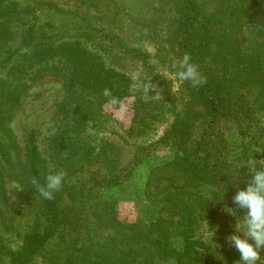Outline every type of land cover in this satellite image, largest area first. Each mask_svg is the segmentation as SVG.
<instances>
[{
    "label": "rangeland",
    "instance_id": "374dc122",
    "mask_svg": "<svg viewBox=\"0 0 264 264\" xmlns=\"http://www.w3.org/2000/svg\"><path fill=\"white\" fill-rule=\"evenodd\" d=\"M196 1L203 17L213 15L221 30L231 32L227 43L215 38L216 56L204 57L199 70L207 80L231 74L244 100L235 120L211 121L210 111L194 101L191 84L174 76L172 65L187 53L181 48V0H0L2 246L17 248L37 225L52 235L48 254L64 258L51 255L42 264H171L165 248L171 242L183 250L189 237L177 225L182 216H170L172 201L161 190L171 173L164 170L160 178L155 169L175 157L183 141L176 135L215 126L242 156L239 167L259 169L264 4ZM240 68L254 82L241 83ZM135 76L151 79L163 99L145 101L133 88ZM105 88L110 96L103 95ZM181 117L196 131L177 123ZM90 122L95 135L87 132ZM31 135L38 148L33 160L27 154ZM58 170L66 173L62 187L43 199L31 180L44 184ZM211 185L202 182L199 192ZM227 209L219 222L230 235L242 222ZM195 226L190 233L208 234L204 218ZM0 264L9 263L0 257ZM258 264H264V251Z\"/></svg>",
    "mask_w": 264,
    "mask_h": 264
},
{
    "label": "trees",
    "instance_id": "16d2710c",
    "mask_svg": "<svg viewBox=\"0 0 264 264\" xmlns=\"http://www.w3.org/2000/svg\"><path fill=\"white\" fill-rule=\"evenodd\" d=\"M240 3L254 8L256 5L264 4V0H244ZM180 7L183 18L181 29L184 32V37L180 36L181 48L190 54L192 62L200 68L205 64L204 57L207 58L209 54L216 56L215 38L218 37L222 41L224 37L227 43L231 32L221 30L213 15L205 14L203 17L202 7L196 0H181ZM218 54H222L221 48ZM238 72L242 73L241 83L254 82L255 79L245 76L244 68H240ZM230 78L231 74L224 72L220 78L207 80L205 84L192 90L194 101L205 106V114L210 111L211 121L215 123L224 119L235 120L236 108L244 102L240 99L238 91L233 88ZM182 118L176 120L177 123H184L192 132L196 131L194 124L191 126ZM213 127H206L208 130L198 135L177 134L176 137L183 141L175 147V157L169 163L155 169L159 172L160 178L164 170L171 173L168 177L170 183L161 190L168 192L167 197L172 201V204L167 202L170 216L173 217L175 214L182 216L177 225L186 229L184 235L189 237L183 250L177 249L169 241V246L165 250L171 264L173 261L174 264H242L239 261V252L226 241L225 238L229 234L219 222V218L223 208H231L235 218L243 223L242 217L246 210L238 208L233 203V196L238 189L247 187V181L251 179L250 164L239 167L242 156L238 151L230 150L226 134ZM245 151L247 148L243 153ZM27 154L32 160L37 157L38 148L34 135L28 138ZM258 167L260 168L261 164ZM180 178L182 182L179 181ZM202 182L213 184L207 188L206 194L199 192L202 190L200 187ZM202 218L208 223V234L190 233L188 227L196 224L192 229L196 231ZM51 238L52 235L47 229L39 230L37 225L33 226L17 248L2 246L3 240L0 239V257L9 264H42L40 259H47L51 255L64 260L60 253L48 254L47 248L52 246ZM98 243L101 245L102 241ZM115 249L117 246L112 248V252H115Z\"/></svg>",
    "mask_w": 264,
    "mask_h": 264
},
{
    "label": "clouds",
    "instance_id": "9594fccd",
    "mask_svg": "<svg viewBox=\"0 0 264 264\" xmlns=\"http://www.w3.org/2000/svg\"><path fill=\"white\" fill-rule=\"evenodd\" d=\"M172 67L175 69V78L180 82H189L194 89L207 82L206 77L200 72L199 66L192 62L188 53H185L181 59L174 62ZM133 79L136 81L133 85L134 90L141 92L145 101L149 97L163 99L157 85L153 84L151 79L141 80L139 76H135ZM150 89L156 90V95H149ZM171 90L173 93L176 91L175 88H171ZM103 95L110 96V90L105 88ZM87 132L89 135L96 134L91 122ZM258 163L262 165L259 169L254 164L249 166L251 179L247 181V187L238 189L233 196V203L238 208L246 210L242 217V226L237 222L236 233L225 238L229 245L239 252V261L242 264H258L261 261V252L264 251V159ZM65 175L66 173L63 170L50 172L45 177L44 184H40L36 178H33L31 185L37 190L40 197L51 200L54 198L55 192L62 187ZM231 210L233 209H227L229 213H232ZM172 264H174V261Z\"/></svg>",
    "mask_w": 264,
    "mask_h": 264
}]
</instances>
